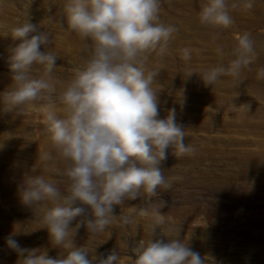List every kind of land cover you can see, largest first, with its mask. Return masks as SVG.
Listing matches in <instances>:
<instances>
[{
	"label": "rangeland",
	"instance_id": "rangeland-1",
	"mask_svg": "<svg viewBox=\"0 0 264 264\" xmlns=\"http://www.w3.org/2000/svg\"><path fill=\"white\" fill-rule=\"evenodd\" d=\"M65 2L0 0V94L13 83L8 57L20 43L12 38L11 29L30 22L38 31L49 33V43L40 50L57 56L52 76L57 81L54 110L59 116L64 115L63 105L56 97L85 63L86 45L91 44L67 29L62 15ZM202 2L161 0V22L175 25L178 31L163 57L153 53L146 62L148 70L158 73L153 87L158 91L159 118L175 109L176 122L185 130L184 143L197 151L176 157L172 148L167 150L160 168L172 187L157 189L158 195L151 198V202H165L161 215L139 216L138 210L147 206L146 198L140 196L114 205L116 217L103 233L91 234L83 224L76 230L74 246L87 248L88 258L96 257L94 264L113 251L120 256L118 264H134L132 248L139 241L167 243L173 238L200 253L205 264H264V79L257 78L264 67V0H255L250 10L230 9L234 23L227 29L199 22ZM245 31L256 42L257 59L242 70L239 79L221 76L213 85H205L201 70L227 65L234 58L221 57L217 47L223 45L230 52L236 37ZM185 47L193 50L189 61L182 59ZM42 74L43 68L34 66L33 75ZM46 104L38 101L5 111L0 103V264H19L23 259L7 246L8 237L22 248L45 251L51 258L67 255L53 244L41 222L50 202L29 206L20 197L28 177L41 175L62 192L67 186V178L60 174L65 164L45 131ZM44 152H51L55 159L41 160L39 153ZM121 216H131L135 222L125 225ZM84 218L77 217L70 227Z\"/></svg>",
	"mask_w": 264,
	"mask_h": 264
},
{
	"label": "clouds",
	"instance_id": "clouds-1",
	"mask_svg": "<svg viewBox=\"0 0 264 264\" xmlns=\"http://www.w3.org/2000/svg\"><path fill=\"white\" fill-rule=\"evenodd\" d=\"M254 4L255 0H233L231 4L229 0H203L199 22L227 29L234 23L230 9L250 10ZM160 11L161 0H66L62 15L67 29L91 44L86 45L85 63L56 97L63 105V116L54 110L57 81L52 73L57 56L40 50L49 43V33L38 31L30 22L11 29L12 38L20 43L10 50L13 83L0 94V103L5 111H16L47 102L45 131L65 164L60 174L67 178L63 192L41 175L28 177L20 192L25 205L50 202L41 222L53 244L67 255L51 258L45 251L22 248L8 237L7 246L23 257L19 264H94L96 257L89 259L87 248L74 246L76 230L83 224L91 234L103 233L116 217L113 206L140 196L146 198L147 206L138 210L139 216L161 215L159 209L165 202H151V198L158 195L157 189L172 187L160 168L167 150L172 148L176 157L196 153L195 146L184 143L185 130L176 122L175 109L159 118L158 91L153 87L158 73L146 68L151 54L163 57L167 53L178 31L175 25L161 22ZM255 44L245 31L236 37L230 52L223 45L217 47L221 57L234 58L227 65L201 70L204 84L213 85L221 76L239 79L242 70L257 59ZM192 51L181 49L182 59L189 61ZM36 65L43 68L42 75H33ZM257 78L264 79V67ZM39 158L45 162L55 159L51 152L39 153ZM77 217L85 218L71 228ZM120 220L125 225L135 222L131 216ZM132 252L134 264H205L200 253L175 238L167 243L141 240ZM119 260L113 251L97 264H118Z\"/></svg>",
	"mask_w": 264,
	"mask_h": 264
}]
</instances>
